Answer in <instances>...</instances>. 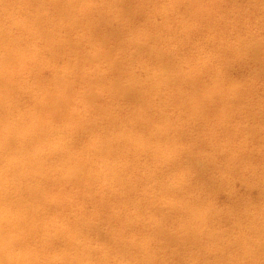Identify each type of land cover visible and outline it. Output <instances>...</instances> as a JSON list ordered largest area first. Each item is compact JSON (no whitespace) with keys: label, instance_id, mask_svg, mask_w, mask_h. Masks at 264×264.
Returning a JSON list of instances; mask_svg holds the SVG:
<instances>
[{"label":"clouds","instance_id":"1","mask_svg":"<svg viewBox=\"0 0 264 264\" xmlns=\"http://www.w3.org/2000/svg\"><path fill=\"white\" fill-rule=\"evenodd\" d=\"M0 264H264V0H0Z\"/></svg>","mask_w":264,"mask_h":264}]
</instances>
